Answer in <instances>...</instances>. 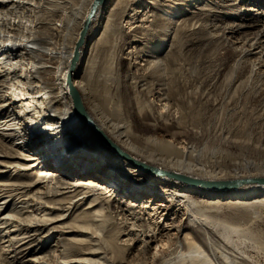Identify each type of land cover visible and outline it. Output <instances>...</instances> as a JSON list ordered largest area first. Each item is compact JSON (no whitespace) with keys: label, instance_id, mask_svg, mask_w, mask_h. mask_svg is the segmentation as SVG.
Segmentation results:
<instances>
[{"label":"bare ground","instance_id":"bare-ground-1","mask_svg":"<svg viewBox=\"0 0 264 264\" xmlns=\"http://www.w3.org/2000/svg\"><path fill=\"white\" fill-rule=\"evenodd\" d=\"M94 1L0 0V118L2 119L0 175L18 169L10 175L8 181L0 182V199L6 198L0 203L2 207L0 214L9 206L12 211L14 209L29 214L32 212H29L30 208L35 210V205H31V202H35L34 198H48L51 202L43 207L50 211L57 210L61 214L55 220L47 219L44 224H38L35 229L28 230V235L22 238L19 247L31 244L35 240L44 244L47 238L57 233L62 239L59 248H53V252L63 259L58 262L59 264H116L117 259L110 251L113 244L108 243L102 229L104 220L100 216V211L105 208L123 225L132 226L129 235L123 234L127 239H118L117 244H128L133 247L135 253L148 256L147 264H226L222 252H219L214 245L217 244L218 247L219 243L231 241L230 233L233 231L245 232V230L231 227L227 223V218L217 213L219 210L217 203L222 200L246 201L247 203H243L246 207L262 208L264 187H246L235 192L217 193L187 184L169 174L183 175L197 180L218 181L226 178L264 177V171L258 174L238 172L232 177L211 176L206 174L207 170L201 163L194 161L192 158L194 149L191 146L180 149L166 140L157 141L149 137L147 141L152 149H140L132 145L128 124L122 119L104 117L98 110L101 109L99 104L85 94L83 83L77 80L88 53L87 43L92 36L98 35L99 29H102L106 8L112 0H105L98 7L91 20L85 42L78 49L81 32ZM125 1L130 3L132 1L133 5L142 3L141 0ZM178 1L180 0H160L163 3L155 7V15L151 17L154 23H157L156 32L163 39L162 43L156 44L153 48V55L147 56L146 59L147 69L150 71L148 76L150 74V78L156 81L163 97L162 101L174 97L175 103L169 104L175 107L185 105L183 98L189 101L193 91L184 92L185 88H181L182 92L168 95L170 87L166 82L173 83L172 87L175 82L174 88H180L185 82L187 83L185 77L178 78L174 74L176 71L187 69L186 65L191 64L190 58L195 51H191L192 48L186 51L181 49L182 43L175 39V36L180 37L174 32L175 22L168 26L169 22H166L168 19L158 12L160 7L175 5ZM146 2L150 3L148 0ZM220 13L224 12H214L207 7L197 5L189 12L188 18H183L184 29L196 31L210 23L216 24L215 18ZM258 14L264 15L262 12ZM259 23L260 20H256L252 26H233L228 28L231 31L226 33L234 34L246 27L258 26ZM137 27L136 25L132 29L135 30ZM130 37L133 38L132 42H138L135 31ZM235 39L233 42L223 34L214 40L211 36L204 35L197 37L192 45L202 51L210 48L211 44L218 46L225 40L232 45L242 44L239 38ZM97 42L98 40L93 43L92 48ZM167 42H171L170 48L162 51ZM248 42L250 49L242 57L245 58L258 49H261L260 53L264 52L262 45L264 27ZM258 69H264V62L261 61L259 68L253 69L257 78H263L264 71L260 74ZM186 77L188 79L190 76ZM172 78L175 80L173 81ZM143 85L145 86L146 82ZM72 87L81 94L86 112L96 128L103 132L119 150L134 161L145 164L155 173L134 165L104 143L91 124L74 108ZM206 96L201 95L199 99L201 105H206L209 99ZM90 100L98 109L89 106ZM184 108L187 109V106L185 105ZM174 129L173 134L170 135L194 133L193 127L190 126L182 128L176 126ZM15 138L18 139L14 140ZM157 147L160 150H157ZM10 160L12 162H8ZM15 162H23L25 165ZM244 164L246 168L254 166L246 161ZM51 185H54L53 194L46 190V187ZM32 192L34 198L22 199L27 193ZM36 195L38 196L35 197ZM17 196L20 197L15 200ZM148 196H150L149 200L140 203L143 197ZM202 200L207 201L206 206L202 204ZM86 202L85 209L73 217L75 220H71V223L66 222L68 217ZM143 203L151 204L153 208L144 206ZM146 209H150L151 213L140 212ZM11 217L5 215L1 220L6 221ZM137 223L141 225L139 227L145 228V232L136 229L137 225H134ZM6 224L4 222L2 225ZM149 225L157 228L150 229ZM1 230L0 232L4 231ZM16 231L18 232V230L4 231L3 235L9 236ZM45 231L47 234L41 237ZM32 232L34 233L31 234ZM74 234L85 239L69 238ZM161 237L165 239V244L158 243ZM31 247L27 246L21 250L25 253L23 258L31 256L29 255L32 252ZM202 247L207 250L208 256H211L214 262L204 255ZM75 253L89 258L91 256L92 259H71ZM38 259L40 258L34 257L27 261L36 262Z\"/></svg>","mask_w":264,"mask_h":264},{"label":"rangeland","instance_id":"rangeland-1","mask_svg":"<svg viewBox=\"0 0 264 264\" xmlns=\"http://www.w3.org/2000/svg\"><path fill=\"white\" fill-rule=\"evenodd\" d=\"M141 1L142 3L133 5L132 1L130 3L125 0H112L106 8L102 29H99L98 35L96 37L92 36L87 43L88 53L85 56L77 80L83 83L85 94L93 99L96 104H99L101 109L94 106L92 100L88 102L89 106L98 109L104 117L124 120L129 127L132 145L140 149H152L147 137L157 141L166 140L172 146L180 149L191 146L194 149L192 158L195 162L203 165L204 169L207 170V175L232 177L238 172L243 174L263 172L264 77L257 78L256 74L253 73V69L259 68L261 61L264 62V52L260 53L261 49H258L252 51L253 53L245 58L242 55L250 49V43L248 42L250 38L258 35L264 27V15L258 14L264 13V0H180L177 2L178 4L160 7L158 13L168 19L166 21L169 22L167 23L168 26L175 22L173 23L176 28L174 32L180 35L177 38L175 36V39L182 43L181 49L186 51L192 48L191 51H195V54L191 55L190 58L191 64L186 65L187 69L176 71L174 74L178 78L185 77L187 83L185 82L180 88H174L176 86L175 82L173 87V83L166 82L170 87L168 88V95L182 92L181 88H185L184 92L193 91L189 101H185L186 99L183 98L187 109L184 108L185 105H178L177 107L170 105L175 103L174 97L162 101L163 97H161L156 81L150 78V74L148 76L150 71L146 65L147 56L153 55V48L156 47V44L162 43L163 39L156 32L157 23H154L152 17L155 15V7L163 2H160V0H148L150 3H147L146 0ZM213 2H215V5H213ZM197 5L207 7L214 12L224 13H220L215 18L214 23L216 24L210 23L202 29L186 31L182 20L188 18L189 12L193 11ZM256 20H260V25L246 27L234 34L226 33V31H231L228 29L230 27L252 26ZM136 25L138 27L133 30L132 28ZM153 25L155 28H153ZM134 31L138 37V42L135 43L132 42L133 38L130 37ZM223 34L233 42H235V38H239L238 40L242 44L232 45L225 40L218 46L211 44L210 48H205L202 51L192 45L197 37L206 35L215 40ZM96 40L98 42L92 48ZM170 44L171 42H167L162 51L170 48ZM262 45H264V42H262ZM146 50L149 51L146 52ZM257 71L262 74L264 69H258ZM187 75L190 76L188 79ZM172 79L175 80V78ZM145 82L146 85L144 86ZM173 88L175 91H173ZM202 94L207 95L206 97L209 98L206 105L199 103ZM171 123L173 124L171 125ZM176 126L181 128L193 127L194 133L170 135L173 134ZM157 150H160V148L157 147ZM245 161L252 163L254 166L246 168ZM15 163L25 165L23 162ZM17 170L13 169L8 174L0 175V182L8 181L10 175ZM51 186H47L46 190L53 194L54 185ZM19 197L17 196L15 200H18ZM28 197L34 198L33 192L27 193L22 199ZM149 198L150 196L143 197L140 203L149 200ZM5 199H0V203L4 202ZM34 200L35 202H31V205H35V210L33 211V208H30L29 212H32L29 214L31 215L28 212L21 211H19V214L14 209L12 211L11 206L0 214V230H18V232L11 233L9 236H4V231L0 232V264H59L58 262L63 260L59 255L57 256V253L53 252V248H59L62 239L57 233L46 239L47 241L44 243L46 246L41 244V241L35 240L31 244L19 247L22 238L28 235V230L35 229L38 224H44L47 219L55 220L61 214L57 210L50 211L43 207L51 202L48 198H34ZM206 202L202 200L204 206H206ZM243 203L247 202L222 200L217 203L219 206L217 213L226 217L227 223L231 227L245 230V232L233 231L230 233L231 241H224L219 243L218 247L217 244L214 247L216 246V249L222 252V258L226 261V264H264V207L249 208ZM143 204L153 208L151 204ZM86 206L87 202L76 209L66 222L71 223L75 220L73 217L83 211ZM140 212L142 214L144 212L151 213V210L146 209ZM5 215L16 217H13L14 219L11 217L6 221L3 220L7 224L12 223L11 225H2L4 222L1 218ZM100 216L104 220L102 229L106 240L110 245L113 244L110 251L117 259L116 264H147L149 262L148 256L135 253L132 246L125 243V245L117 244L118 239H127L123 234L129 235L132 232L130 229L132 226L123 225L106 208L100 211ZM18 225L19 227H17ZM134 226H136V229L145 232V228L143 226L142 228L139 227L141 226L139 223ZM148 227L150 229L157 228L153 225ZM46 234L47 231L43 232L41 237ZM69 238L85 239V237L76 234L69 236ZM42 239L40 238V240ZM158 243L165 244L166 241L161 237L158 239ZM137 245H139V242ZM27 246H32V252L29 254L31 256L23 258L22 256L25 253L21 250ZM201 249L204 255L213 260L211 256H208L207 250L203 247ZM34 257L40 259L36 262L27 261ZM47 258L49 259L47 260ZM84 258L92 259L91 256L89 258L77 253L71 259L83 260ZM39 261L41 263H38Z\"/></svg>","mask_w":264,"mask_h":264},{"label":"water","instance_id":"water-1","mask_svg":"<svg viewBox=\"0 0 264 264\" xmlns=\"http://www.w3.org/2000/svg\"><path fill=\"white\" fill-rule=\"evenodd\" d=\"M103 2H105V0H95L94 3L92 4L91 11L87 17L86 23L81 32L78 49L83 46L87 33H88L91 20H93L98 7L101 4H103ZM71 94L74 100V108L77 109V111L82 114V116L87 120V122H89V124H91V126L98 133V135L101 137V139L104 141L106 145H108L113 150L118 152L121 156L129 159L131 162L134 163V165L139 166L145 171L155 173L154 170L147 167L145 164L134 161L129 155L119 150V148L114 143H112V141L103 132H101L98 128H96V125L93 123L88 113L86 112L84 102L82 100V97L79 91L72 87ZM169 176L173 178H177L187 184H190L193 186H199V187H202L208 190L215 191L217 193L235 192V191L241 190L246 187H264V177L227 179V180H218V181H204V180L192 179V178H189L183 175H177V174H169Z\"/></svg>","mask_w":264,"mask_h":264}]
</instances>
